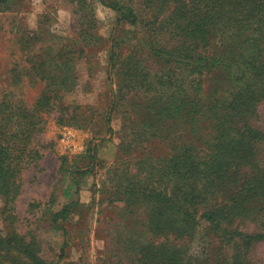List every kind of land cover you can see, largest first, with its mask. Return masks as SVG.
<instances>
[{
	"label": "rangeland",
	"instance_id": "1",
	"mask_svg": "<svg viewBox=\"0 0 264 264\" xmlns=\"http://www.w3.org/2000/svg\"><path fill=\"white\" fill-rule=\"evenodd\" d=\"M112 1L132 7L137 23L118 22V12L99 0L0 3V102L32 108L48 84L41 75L55 77L62 73L69 82L68 89L62 92L68 106L63 115L75 112L81 123L59 124L56 109L40 113L39 130L29 144L39 156L20 172L14 216L4 218L6 212H2L0 199V233L6 236L16 232L27 240L35 238L38 254L46 264H138L141 247L149 239L180 246L185 260L192 256L202 258L203 264L222 260L240 251L236 250L235 239L225 243L219 235L199 228L192 235L177 238L173 232L164 235L150 231L147 201L122 192L126 173L144 177L139 167L145 158L158 161L177 146L191 147L199 156H205L214 134L207 112L192 122L183 117L160 121L148 117L144 111L146 93L140 90L109 110L113 91L118 87L115 75L111 78L107 72L112 39L117 44L119 60L127 62L136 54L140 68L155 75V79L165 71L172 74L173 67L175 73L179 72L177 65L146 54L149 46L172 47L175 43L172 37L157 35L150 28L156 22H149L152 9L146 0ZM56 57L70 59L67 67L53 68ZM215 71L202 76L200 99L206 105L214 86L223 96L227 94L224 72ZM184 77L189 80L192 76L185 71ZM184 86L193 94L188 82ZM107 115L111 133L104 125ZM146 121L156 123L150 126ZM254 124L264 129V101ZM88 164L89 174L75 173L74 169ZM64 205L69 214L58 220L65 229L62 232L50 224V218ZM227 228L244 233L264 231V209L258 219H237ZM246 257L249 264H264V240L253 242ZM0 261L9 264L10 260L0 256Z\"/></svg>",
	"mask_w": 264,
	"mask_h": 264
},
{
	"label": "trees",
	"instance_id": "2",
	"mask_svg": "<svg viewBox=\"0 0 264 264\" xmlns=\"http://www.w3.org/2000/svg\"><path fill=\"white\" fill-rule=\"evenodd\" d=\"M99 1L118 12V22L137 23V14L129 5ZM146 2L152 9L149 22H156L150 28L175 42L172 47L149 46L146 54L165 64L177 65L179 72L175 73L173 67L172 74L165 71L155 79V75L140 68L136 54L127 62L119 60L117 44L112 39L107 72L111 78L115 75L118 87L113 91L109 110L128 94L135 95L140 90L146 93L144 111L148 117L159 121L183 117L192 122L207 112L214 136L205 156H199L191 147L177 146L158 161L145 158L139 167L144 177L126 173L122 192L147 201L148 230L164 235L173 232L177 238L192 235L199 228L219 235L225 243L235 239L236 250L240 251L226 254L227 257L212 264H249L247 251L253 242L264 240V231L244 233L227 226L237 219L254 221L264 209V129L254 124L264 101V0ZM56 59L53 68L60 70L70 60ZM215 70L224 72L222 80L227 94L223 96L217 91L218 86H214L211 101L206 105L200 99L202 76ZM185 71L192 76L189 80L184 77ZM60 76L41 75L48 84L32 108L0 102V199L2 212H6L4 218L14 216L13 202L19 191L21 170L39 156L29 144L39 130L40 113L56 109L60 113L59 124H81L79 114L63 115L68 106L63 102L62 92L68 89L69 82L67 75ZM186 81L193 94L184 86ZM146 123L153 126L156 122ZM104 125L111 133L109 115ZM74 171L86 175L91 167L88 164ZM74 171L70 169V175ZM74 182L77 184L75 179ZM68 214L67 205L62 206L51 215L50 224L65 232L58 220ZM38 251L33 237L27 240L16 232L6 236L0 233V256L8 257L9 264H46ZM183 254L180 246L149 239L141 247L137 261L138 264H203L202 258L192 256L185 260Z\"/></svg>",
	"mask_w": 264,
	"mask_h": 264
}]
</instances>
